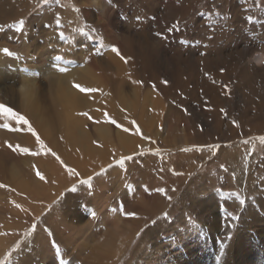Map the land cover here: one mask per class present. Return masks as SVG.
Wrapping results in <instances>:
<instances>
[{
  "label": "rangeland",
  "instance_id": "rangeland-1",
  "mask_svg": "<svg viewBox=\"0 0 264 264\" xmlns=\"http://www.w3.org/2000/svg\"><path fill=\"white\" fill-rule=\"evenodd\" d=\"M25 6L0 23V104L28 121L0 113V264H232L255 234L248 210L264 218V0ZM42 61L74 72L94 150L41 126L62 106ZM19 73L35 79L34 111Z\"/></svg>",
  "mask_w": 264,
  "mask_h": 264
},
{
  "label": "bare ground",
  "instance_id": "bare-ground-1",
  "mask_svg": "<svg viewBox=\"0 0 264 264\" xmlns=\"http://www.w3.org/2000/svg\"><path fill=\"white\" fill-rule=\"evenodd\" d=\"M27 3L28 0H3V3L0 4V23L6 21L8 22L18 15L24 14L29 10L27 9V6H25L27 5ZM252 51L253 50L251 49L248 50L249 53ZM47 66L48 63L42 61L40 62L38 69H42V73L47 77L46 80L49 84V92L53 95L54 100L57 103H62V106L59 108V110L52 114L51 119H49V117H47L46 115L39 117L41 120V126L47 129L46 132H53L55 130L63 132L65 140L68 141L71 145L79 147L81 151L87 150V143L90 137H88L89 135L87 136L85 134L86 131L84 132V130L81 128V120H79V116H76L78 107L81 105H85L86 101L84 97L73 90L74 88L70 87L69 84L70 81L72 82L74 80L75 74L74 72L70 74H57L53 69H50ZM252 67L255 66L252 65ZM19 74V77L16 79V83H18L16 88L19 92V97L21 98L22 103L29 107L30 111H34L31 102L32 100H34L35 79L33 76L31 77L28 74ZM100 130V136H102V134H104L106 130L105 128H101ZM91 148H93L94 150V147ZM91 148L87 151H90ZM94 152L98 153L99 151L95 150ZM224 164L226 169L234 171L232 175L235 179L234 181L230 179L232 185L234 187H239L244 192V188L242 187V167H239L240 163L227 161ZM14 171L12 172V175ZM254 175H256V173L251 174L252 177ZM250 188V181L248 182L247 180V193L245 192L246 195L248 194V192H250ZM259 203L264 209V200L260 201ZM201 206H203V203L201 204ZM202 209L204 211L205 208L202 207ZM199 211L202 212V210ZM247 214H249V216L251 217V224L255 228V234L243 236L240 240L233 244V256L236 259L233 258L230 261L232 262V264H264V218L260 216L255 210H248ZM216 224L217 223H215V226L217 227L218 225ZM113 234L116 235L121 241L126 237H129L131 231L130 228L117 225ZM251 236L254 237L253 243H251Z\"/></svg>",
  "mask_w": 264,
  "mask_h": 264
},
{
  "label": "snow or ice",
  "instance_id": "snow-or-ice-1",
  "mask_svg": "<svg viewBox=\"0 0 264 264\" xmlns=\"http://www.w3.org/2000/svg\"><path fill=\"white\" fill-rule=\"evenodd\" d=\"M42 2L44 3H47L48 0H42ZM139 19V18H138ZM20 27L22 28L23 27V21L20 22ZM157 36H160L161 34L160 33H156ZM111 50L113 52H116L117 54H119V50L116 48V47H111ZM5 53L7 55H13L12 53L8 52L7 49L4 50ZM57 59H59V57H57ZM65 69H61V71H64ZM164 83H167L166 81H164ZM83 91V89H81ZM223 111V110H221ZM0 113H3L5 115H9V116H12L15 120H17L18 122H21V124H27L28 121L24 119L23 116L19 115L18 113L14 112L12 108H9V107H6L2 104H0ZM4 127H7V125H4ZM37 142L41 144V146L43 147V143L39 140V137H37ZM22 151L24 152H28V149L25 148V149H22ZM39 175V173H38ZM41 179H43V177H41ZM87 182V181H85ZM72 191H75V188L71 189ZM158 191H161L163 192L164 190L163 189H159ZM125 215H133L132 213H126ZM228 239H231V237H227Z\"/></svg>",
  "mask_w": 264,
  "mask_h": 264
}]
</instances>
